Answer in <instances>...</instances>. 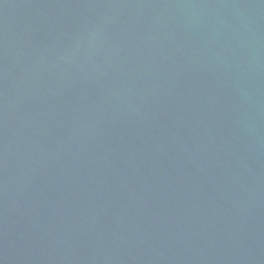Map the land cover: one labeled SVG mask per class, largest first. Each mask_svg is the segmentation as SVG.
I'll use <instances>...</instances> for the list:
<instances>
[{"label":"water","instance_id":"95a60500","mask_svg":"<svg viewBox=\"0 0 264 264\" xmlns=\"http://www.w3.org/2000/svg\"><path fill=\"white\" fill-rule=\"evenodd\" d=\"M0 264H264V0H0Z\"/></svg>","mask_w":264,"mask_h":264}]
</instances>
